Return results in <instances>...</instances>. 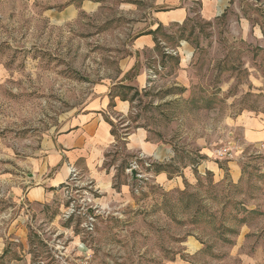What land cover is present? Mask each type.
I'll use <instances>...</instances> for the list:
<instances>
[{
    "label": "rangeland",
    "instance_id": "1",
    "mask_svg": "<svg viewBox=\"0 0 264 264\" xmlns=\"http://www.w3.org/2000/svg\"><path fill=\"white\" fill-rule=\"evenodd\" d=\"M99 1L93 14L79 11L76 19L63 23L49 20L48 3L0 1V191L6 194L0 197V215L7 213V221L20 211L7 196L15 189L18 160L66 129L95 83L115 79L118 62L131 53L133 35L141 30L136 23L153 7L151 0ZM234 1L263 37L257 42L240 38L235 21L240 15L230 6L206 20L195 4L183 23L160 28L155 53L149 61L146 52L141 57L154 74L153 83L142 92L127 90V96L136 94L132 113L117 120L118 142L106 152L105 166L115 173L112 190L101 193L88 180L69 179L28 217L26 249L17 241L5 244L3 263L264 264V216L240 204L250 205L254 198L261 206V144H248L232 157L242 167L237 185L226 179L217 184L197 180L178 193L145 179L150 165L137 150L127 149L118 123L127 118L128 125L151 126L152 138L158 128L177 149L176 162L192 164L196 171L199 159L207 157L198 153L197 138L205 139L211 156L230 141L228 130L237 115L264 114V0ZM181 41L192 52L186 62ZM181 62L194 80L195 102L186 103L181 95L156 103L183 88L169 85ZM216 157L224 167L225 158ZM169 164L161 166L172 172L176 166ZM122 182L130 188L124 200ZM244 222L248 227L241 226ZM188 235L198 241L195 252L183 242Z\"/></svg>",
    "mask_w": 264,
    "mask_h": 264
},
{
    "label": "crops",
    "instance_id": "2",
    "mask_svg": "<svg viewBox=\"0 0 264 264\" xmlns=\"http://www.w3.org/2000/svg\"><path fill=\"white\" fill-rule=\"evenodd\" d=\"M38 1L49 4L44 12L50 14L49 20L55 23L76 19L79 11L93 14L100 5L99 0ZM151 4L153 7L148 8L146 15L136 23L135 29L141 30L133 35L130 43L131 53L118 62V73L115 79L95 83L90 98L81 110L69 119L68 127L47 137L39 143L37 148L32 151L30 149L29 155L18 160L20 169L15 181V189L7 196L14 199L20 211L9 221H7L9 219L7 213L0 215V264H6L3 263L5 244L17 241L22 251L26 249L28 217L32 218L36 206L48 203L57 189L68 183L69 179L76 182L88 180L101 193H109L112 190L115 173H110L105 166L106 152H109L118 142L115 129L117 120L128 117L132 113V102L136 94L127 96V90L142 92L153 83L151 78L154 74L152 76L149 74L150 68L146 63L141 62V57L146 52L145 59L148 58L149 61V57L155 53L160 28L172 23H183L194 13L192 7L195 4L198 5L199 15L206 20H214L225 14L230 6L240 15L235 20L240 38L247 39L248 42L252 40L257 42L260 36L263 37L259 26L255 28L250 20L242 15L239 7L236 10L237 2L234 0H151ZM251 32L255 36H251ZM249 36L252 40L248 39ZM180 43L184 54L183 61L186 62L190 59L192 52L184 46L187 42ZM184 62L178 63L174 68L173 80L169 84L183 88L180 92L166 93L158 97L156 103L161 105L167 101L172 102L181 95L186 99V103L195 102V99L191 98V85L194 80L189 76V70ZM118 123L121 128L119 131H122L120 139L125 141L127 149L137 150L145 164L150 165L142 174L145 179H151L153 183L167 190L176 189L178 193L184 191L186 186L195 185L197 180L217 184L226 179L231 184L237 185L241 181L242 167L239 161L232 157L241 153L248 144L253 143L255 146L261 144L260 147L264 148V114H239L233 120L234 128L228 130V133L232 135L228 137L229 142L237 144V147L231 158L224 159V167L217 162L221 160L213 151L211 156H208L207 153L210 150L206 146L205 139L203 137L196 139L198 153L207 155L196 163V171L200 175V178H197L192 164L176 162L177 149L172 143L164 140L161 130L156 128L157 137L152 138L150 135L154 132L151 126L142 124L131 126L128 125L127 118L126 121ZM185 151L188 152L186 148ZM163 163H171L169 165L176 166L175 170L167 171L161 166ZM132 173L134 174V171ZM133 174L131 176L135 178ZM119 187L121 198L124 200L130 192L129 185L122 182ZM0 197H6V194L0 191ZM253 201L254 198H251L250 205L245 202L240 204L247 210H259L264 216V194L260 208ZM5 221L6 229L4 230ZM241 226L248 227V224L244 222ZM183 242L193 248L192 252L198 249L196 246L198 241L191 235H188ZM187 251L192 253L189 249Z\"/></svg>",
    "mask_w": 264,
    "mask_h": 264
},
{
    "label": "built area",
    "instance_id": "3",
    "mask_svg": "<svg viewBox=\"0 0 264 264\" xmlns=\"http://www.w3.org/2000/svg\"><path fill=\"white\" fill-rule=\"evenodd\" d=\"M237 147V144H232L228 142V144L218 147L215 149V155L222 158H231L233 156L234 150ZM73 172V171H72Z\"/></svg>",
    "mask_w": 264,
    "mask_h": 264
},
{
    "label": "trees",
    "instance_id": "4",
    "mask_svg": "<svg viewBox=\"0 0 264 264\" xmlns=\"http://www.w3.org/2000/svg\"><path fill=\"white\" fill-rule=\"evenodd\" d=\"M128 88H130V87H128ZM131 89V88H130ZM246 209V208H245ZM247 212L248 213H258V214H260V215H263V213L261 212V211H259V210H247ZM242 221H244V219H242ZM229 231H233V230H229Z\"/></svg>",
    "mask_w": 264,
    "mask_h": 264
}]
</instances>
